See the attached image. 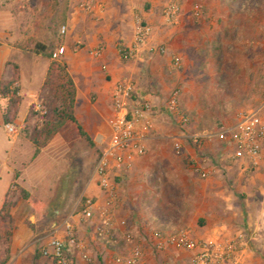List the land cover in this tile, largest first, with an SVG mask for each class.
Instances as JSON below:
<instances>
[{
  "label": "crops",
  "instance_id": "1",
  "mask_svg": "<svg viewBox=\"0 0 264 264\" xmlns=\"http://www.w3.org/2000/svg\"><path fill=\"white\" fill-rule=\"evenodd\" d=\"M73 1L75 7L71 9L67 17V30L69 33L75 32V34H71L73 36L69 37L66 46L60 48L64 49L61 58L65 61L76 88L75 117L98 150L100 143L108 138L110 132L109 122L113 114L112 93L118 82L131 81L135 97L148 101L154 109L153 113L149 115L152 129L143 142L144 155L133 159L129 170L117 173L113 177V180L116 181V198L113 206L107 209V215L116 228L114 231L116 241L122 242L123 249L115 253L108 246L106 240L95 237L94 228L100 222L99 213L93 220L86 223L80 221L77 216L78 218L76 217V221L74 219L72 224L75 227L80 248L78 250L69 249L73 264H117L115 259L125 255V249L128 247L124 239L125 234H130L134 244L141 247L144 255L142 264H188V257L192 256L188 251L174 247H166L162 252L155 249V234H170L181 229L189 230L197 240H218L226 236L241 235L242 231L253 226L254 231L259 235V237L254 236L255 242L264 246V205H254L250 201L249 187L240 186L241 191L239 192L245 200L232 204L229 201L230 194L235 192L231 191L227 183L221 179L219 169L214 168L212 162L205 163L199 160L191 149H186V154L181 156L174 153L173 143L183 141L186 136L190 135V129L185 130L173 123L174 119L172 120V118L180 122V117L178 114L169 113L166 110V103L169 98L168 92L173 79L172 75L177 74L176 79H178V70L182 67L180 63V67L175 68L173 58L179 56L181 60L183 57L186 59L189 43L183 42V48H174L171 45L172 34L164 33L165 35L161 34L157 38L151 27L152 33L147 43L141 47L138 57L132 61L124 62L119 54L120 47L132 46L137 19L149 25L147 20L151 15H146L147 20L145 17L137 16L135 18V11L139 12L140 8L133 0H98L101 11L94 15L83 12L77 7V0ZM212 1L205 0V5H201L203 14L200 18L195 19L198 27L202 26L201 21L210 18L209 8L213 4ZM186 3V0H181V15L176 25L182 24L183 21H192L190 18H186V14L183 12ZM93 20H102V25L98 26ZM76 28H79L78 33ZM178 36L185 37L183 34ZM78 38L84 47L80 52H72L70 48L74 46V42ZM159 40L161 43H165L163 48L166 49V53L164 55H160L157 51ZM182 40L184 39H179L180 42ZM98 46L103 47L102 57L93 62L85 61L86 53L95 50ZM67 47L68 51H66ZM154 48L156 50L153 53L150 50ZM10 55L11 51L8 49L4 50V54H1L0 51V81H10L13 77V71L9 76H5L6 71L11 70L10 66H5ZM46 68L47 65H45ZM21 82L20 69V88L22 90ZM21 97H23L22 94ZM5 106L6 100L0 97V127L2 128L8 125L4 123L3 119ZM16 129L17 134L14 136H10L6 131L10 137L14 138L11 147L6 152V173L11 176V180L8 181L4 198L0 200V207L13 186L26 190L35 202H40L47 207L44 201L35 200L34 189L39 184L46 183L48 175L57 174L58 162L65 158L55 159L52 157L53 159H51L49 150H52V146L56 144L57 149L66 150L65 156L69 153L70 156L65 159L70 158L72 162V142H69L66 134L70 133L72 137L82 138L79 136L77 127L68 123L51 138V141L37 148L33 141L26 136L27 142L21 143L22 139L18 138L21 135L24 136L22 128L18 126ZM228 145H231L235 151L232 143H228ZM228 145L222 148L221 153L226 154L230 151L227 149ZM27 147L29 149L26 152ZM210 151L212 159H215L219 154L216 149ZM44 157L47 159L42 160ZM233 157L232 154L228 156L231 159ZM233 160L237 163H247L241 157ZM191 164L193 165L190 166ZM195 165L208 171L209 176L204 180L199 179L193 173ZM262 165H264V160ZM81 195L96 201L100 212L105 214L103 211L106 208L108 195L96 186L94 177L91 182L85 184ZM234 198L236 199L235 194ZM15 204V208L11 211L16 230L11 239L12 260L10 264H53L36 249V242L41 241L43 246L48 242L47 235L44 238L41 236L38 238L37 231L45 229L39 225L43 224L39 212L19 196L15 198ZM254 208H259L261 220L263 219L262 223L257 224L255 221H251L250 215H254ZM47 210H49L48 207ZM235 219H239V221H235ZM27 221H30L32 226ZM121 221L126 223L125 227L119 226ZM35 223H39L37 224L39 228ZM57 235L65 237L61 225ZM84 255H87L89 259L85 260ZM252 263L262 264V261L254 259Z\"/></svg>",
  "mask_w": 264,
  "mask_h": 264
},
{
  "label": "rangeland",
  "instance_id": "2",
  "mask_svg": "<svg viewBox=\"0 0 264 264\" xmlns=\"http://www.w3.org/2000/svg\"><path fill=\"white\" fill-rule=\"evenodd\" d=\"M133 1L140 8L139 12L135 11V18L138 16L146 19V15H151L150 19L146 20L157 38L161 34L165 35L164 33L172 34L171 45L174 48H183V42L189 43L186 59L183 57L181 60V57H176L182 67L178 70V79H176L177 74L172 75L168 92L170 97L173 91H180V110L189 118V124L185 127L179 120L171 117L172 120L174 119L173 123L179 127L190 129V135L184 138V142L173 143L174 153L181 156L186 154V149H191L199 160L205 163L212 162L213 167L219 169L221 179L227 183L231 191L235 192L230 194L229 201L232 204L245 200L239 192L242 186L249 187V198L254 205H264V165L261 166L264 159L257 166L249 162L237 163L228 158L231 154L235 155L234 148L228 143L219 142L214 138L195 145L187 138L196 134H216L232 129L241 115L261 105L264 89V0H213L209 8L210 18L201 21L202 26L199 27L193 9L196 5H205V0H186L183 12L186 18L192 21L185 19L187 21L178 25L166 24L163 20V10L173 0ZM74 7L73 0H0V51L1 54H4L5 49L11 51L5 65L10 66L11 70H7L5 76H9L13 71V65H18L21 69L22 90L20 83L14 88L19 89V92L21 90L23 103L13 123L15 127L22 128L24 136L18 138L22 139L19 140L21 143L27 142L25 136L31 141L39 138L44 126L52 120L59 105V83L56 74L49 80L47 86H43L52 60L39 54V46L46 48V55L66 46L69 37L75 34L67 30V17ZM101 21L93 20L98 26L102 25ZM76 32H79V28H76ZM182 34L184 38L178 36ZM179 39L184 40L180 42ZM79 40L80 38L76 39L74 46L70 48L72 52H80L84 47ZM164 45L165 43L159 40L157 50L165 47ZM123 48L125 47L121 46L120 50ZM156 48L152 49L153 53ZM90 52L85 55L87 62L96 60L91 57ZM129 61L124 60V62ZM58 63L65 61L60 58ZM45 65H47L46 69ZM39 103L45 107L44 115L34 112ZM28 115H32L29 121ZM66 137L72 142V162L70 158L65 159L70 156L69 153L64 155L66 150L57 149L56 144L52 146V150H49L51 159L65 158L58 162L57 174L48 175L47 182L39 184L34 189L35 200L44 201L51 211V216L46 222L37 223L45 228L37 231L38 238L47 235L46 238L49 239L51 233L59 229L60 225L64 229L63 225L66 221L71 223L74 219L76 221L78 209L85 199L81 192L85 184L91 182L93 178L99 152L97 146L91 148L84 140L72 137L70 133L66 134ZM13 141L14 138L6 133L5 128L0 127V200L4 198L8 181L11 180V176L6 173V152ZM177 142L184 143L179 152L174 147ZM225 145H228L227 149L230 150L226 154L221 153ZM28 149V147L25 149L26 152ZM211 149L212 151L216 149L221 155L218 154L212 159L213 156L209 154ZM193 173L204 180L197 173ZM10 190L14 191L16 187L13 186ZM253 212L254 215H250L251 221L262 223L259 208H254ZM27 223L32 226L30 221ZM14 224L12 216L8 223H0L4 229L11 231L12 236L16 230ZM248 229L242 231L247 242L243 264H251L254 259L264 264V246H260L254 238L255 235L259 237L258 232L254 231L253 226ZM227 237L231 236L223 239ZM41 243V241L35 243L38 252L44 247ZM188 259V264H192V259L189 257Z\"/></svg>",
  "mask_w": 264,
  "mask_h": 264
},
{
  "label": "built area",
  "instance_id": "3",
  "mask_svg": "<svg viewBox=\"0 0 264 264\" xmlns=\"http://www.w3.org/2000/svg\"><path fill=\"white\" fill-rule=\"evenodd\" d=\"M78 7L89 15H94L101 11L98 0H77ZM181 0H173L166 5L163 10V20L166 24H176L181 15ZM203 14L201 5H196L193 9L195 18H200ZM134 42L131 47L123 48L119 54L125 61L134 60L138 57L141 47H143L151 33L150 25L143 23L140 19L136 21ZM152 51V49L150 50ZM158 53L164 55L166 49L161 47ZM64 53V49L56 50L52 58L58 60ZM93 59H99L103 55V48L98 47L90 52ZM174 67H180V60L174 59ZM264 84V77H263ZM180 91L172 92L166 103V110L171 114H178L180 123L184 126L189 124V118L181 113ZM45 107L39 103L34 112L44 115ZM152 105L141 98L135 97V90L131 81L118 82L112 93V118L109 122V135L106 140L100 143L97 160L94 166L93 177L96 186L106 192L108 201L106 208L101 213L96 201L85 198L78 211L79 220L89 222L99 213V224L94 228V235L100 240H109L114 236V227L111 218L107 215V209L113 206L116 198V186L113 180L114 175L123 173L131 168L133 159L141 157L145 153L143 142L147 134L152 129L149 115L153 113ZM6 131L10 136L17 134V129L13 125H6ZM195 145H200L204 140L217 139L222 143H232L235 147L233 157H241L252 165H259L264 157V89L263 101L259 107L252 109L237 120L232 129H226L216 134L192 135L187 137ZM179 152L182 143L174 145ZM204 162V161H203ZM195 173L206 179L209 172L201 166L193 167ZM65 237L57 235L58 229L51 233L47 244L42 248L41 255L50 260L53 264H73L69 255V249L78 250L80 243L76 235L75 227L70 221L64 223ZM120 227H125L126 223L121 221ZM124 239L128 245L125 255L115 259L117 264H142L143 251L140 246L135 245L130 234H125ZM116 243L117 241L114 240ZM246 239L244 235H236L218 240H197L187 229H181L170 234H155V249L162 252L166 247H174L191 253L192 264H243L246 250ZM83 258L88 260V256Z\"/></svg>",
  "mask_w": 264,
  "mask_h": 264
},
{
  "label": "trees",
  "instance_id": "4",
  "mask_svg": "<svg viewBox=\"0 0 264 264\" xmlns=\"http://www.w3.org/2000/svg\"><path fill=\"white\" fill-rule=\"evenodd\" d=\"M46 48L39 46V54L47 59H51L52 62L47 70L46 78L43 86H47L49 80L56 74V80L59 83V95L60 102L57 109L54 112L51 121L46 123L39 138L33 139V144L39 148L47 144L51 138H53L66 124L72 123L77 127L79 136L91 147L94 148L95 143L91 137L84 131L81 125L78 123L75 114V98L76 88L74 81L68 72L65 63H58V60L52 58L53 53L46 55ZM20 83V68L18 65H13V77L10 81H0V97L6 100V107L3 110V119L5 124H13L19 113L20 107L23 102V98L19 95V89L14 86ZM32 115H28L29 121ZM38 153V151H37ZM19 196L22 200L27 201L35 210H37L42 217V221L46 222L50 218V211L47 207L40 202H35L29 192L24 189L9 190L0 208V223L6 224L11 218V211L15 208V198ZM81 209L79 207L78 211ZM12 234L10 230L4 229L0 225V264H9L12 260ZM116 238L106 240L108 246L118 253L120 249H123L122 242H114ZM41 254V252H40Z\"/></svg>",
  "mask_w": 264,
  "mask_h": 264
}]
</instances>
